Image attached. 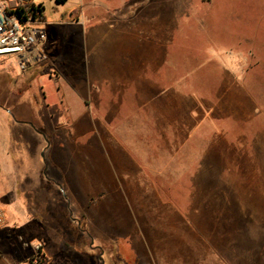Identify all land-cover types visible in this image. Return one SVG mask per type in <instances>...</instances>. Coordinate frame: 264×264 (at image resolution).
I'll use <instances>...</instances> for the list:
<instances>
[{"label":"rangeland","instance_id":"obj_1","mask_svg":"<svg viewBox=\"0 0 264 264\" xmlns=\"http://www.w3.org/2000/svg\"><path fill=\"white\" fill-rule=\"evenodd\" d=\"M78 1L35 0L66 60L0 71V264H264V0H130L71 42Z\"/></svg>","mask_w":264,"mask_h":264},{"label":"crops","instance_id":"obj_2","mask_svg":"<svg viewBox=\"0 0 264 264\" xmlns=\"http://www.w3.org/2000/svg\"><path fill=\"white\" fill-rule=\"evenodd\" d=\"M108 1L120 2V4L115 6L117 8H114V6H111L109 8L108 6H106V7L102 6L101 5V0H79L78 3H77L76 9L73 12L70 13V15L68 16V19L63 23V24L66 25V31L65 32H68V34H69L68 36H66V38H69V41L71 40V42H72V39H75V38L77 39L78 37L80 38V40H82L84 38V35L87 38V35H89L88 34V32H89L91 35H93L92 39L95 40L94 36H95L96 33L100 32V31H97V30H100V29H103V30L105 29L104 31H106L105 33H103V37H101L103 39L104 38H110L109 34L113 35L114 38L122 37L121 35L125 36L126 33L129 32L128 30H126L128 28L126 25L130 26V21L126 24V21H128L127 19H129V17L131 16L130 7H132V5L129 2L130 0H108ZM121 4H123V6H126V8L124 10L123 9L121 10ZM127 9L129 10L128 16L124 14V12ZM129 30H131V28H129ZM63 35L65 37V34H63ZM93 40H91V42ZM114 44H115V42H114ZM72 46H73V42L72 43H68L67 42V43L63 44L62 48L59 47V50L55 51V50H53L51 48L50 36H49V50H50L49 59L50 58H52L54 60L57 59V61H58V57H59L60 59L64 60V58H65V60H66V57L68 56V52L70 50H72ZM44 64H45V62H44ZM47 66H49V64ZM31 68H32V66L29 67L28 69H31ZM33 68H36V67H33ZM28 69H26V70H28ZM1 70H2L1 73L11 72V70L8 69V65H6V64L1 67L0 71ZM12 73H15V72L12 71ZM60 80H61L62 84L60 83ZM63 84L67 88L70 87V88L73 89V93L76 95L75 98L77 100L80 99L79 103H81L82 102V97H83V92L80 91L81 88H79L78 86H73L72 84H70L68 82V80L64 79L62 76L59 79L56 80L58 100L60 101V103L62 105L68 104V103H66L67 102L66 101V96L64 95V90L62 89L63 88L62 87ZM40 92H41V94L43 96V99H47L46 92L44 91V88H41ZM19 103H20V105L18 106L17 110L20 113H25V112L26 113L27 112L30 113V112H32L31 111L32 110L31 106L29 105L30 101L29 102L28 101H19ZM46 103H48V102H46ZM23 109H28L29 111H25ZM22 124H24V123L17 122L15 124V122H11V127L14 128L16 125L21 126ZM25 125H27V124H25ZM43 147H44V144H43V146L42 145H39V146L37 145V147H36L37 148V152L39 153V151L41 149H43ZM6 158H7L6 161H4L0 165L5 167L6 172L9 173L8 175H12V173H13L12 171L13 170H12V167H11V162L9 160L8 152L6 153ZM40 164H45V160L44 161L42 160V163L40 161ZM42 168H43V166H42ZM39 173L41 175L43 173V170H40ZM64 174H66V172ZM47 182H48V180H47ZM30 183H32V182L30 181ZM41 183H43V181H41L40 184ZM31 185L29 184V186H31ZM31 189L32 190L33 189L36 190V188H31ZM36 241L39 242V241H42V240L41 239H35V242ZM42 243L44 245L43 253L45 254L46 259H47L46 264H52L54 259L49 254L45 243L43 241H42ZM33 260H35L34 257H33ZM2 261H3L4 264H9V261H6L5 259H2ZM31 264H33V263H31Z\"/></svg>","mask_w":264,"mask_h":264},{"label":"built area","instance_id":"obj_3","mask_svg":"<svg viewBox=\"0 0 264 264\" xmlns=\"http://www.w3.org/2000/svg\"><path fill=\"white\" fill-rule=\"evenodd\" d=\"M43 8L35 0H0V68L11 63L25 71L49 60V34L42 27L46 24ZM5 217L0 208V225Z\"/></svg>","mask_w":264,"mask_h":264},{"label":"trees","instance_id":"obj_4","mask_svg":"<svg viewBox=\"0 0 264 264\" xmlns=\"http://www.w3.org/2000/svg\"><path fill=\"white\" fill-rule=\"evenodd\" d=\"M65 2H66V0L58 1V3H65ZM43 11H44V8H43ZM34 259L38 261L37 264H46V262H47L46 256H45V254H44L43 252H41V253L39 252V253L35 256Z\"/></svg>","mask_w":264,"mask_h":264}]
</instances>
